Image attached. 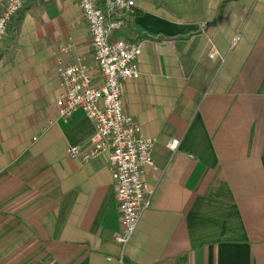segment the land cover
Segmentation results:
<instances>
[{
    "label": "crops",
    "instance_id": "0c3cea01",
    "mask_svg": "<svg viewBox=\"0 0 264 264\" xmlns=\"http://www.w3.org/2000/svg\"><path fill=\"white\" fill-rule=\"evenodd\" d=\"M115 17L111 38L141 44L120 90L155 140L150 205L122 248L107 158L69 154L93 124L57 112L58 59L102 81L78 1L25 0L0 46V264H264V3L135 0Z\"/></svg>",
    "mask_w": 264,
    "mask_h": 264
},
{
    "label": "built area",
    "instance_id": "2783aa9c",
    "mask_svg": "<svg viewBox=\"0 0 264 264\" xmlns=\"http://www.w3.org/2000/svg\"><path fill=\"white\" fill-rule=\"evenodd\" d=\"M81 15L87 25L93 58L101 77L95 84L87 67L81 62L63 66L57 60L56 74L60 94L56 100L60 118L81 110L93 124L92 147L79 156L73 146L69 154L86 162L105 157L116 188L122 231L115 241L124 248L133 236L143 212L149 207L154 187L143 179L144 170L152 164L155 140L143 137L138 123L124 114L120 86L138 77L136 59L141 54V44H131L111 35L120 27L119 18L112 14L131 15L135 0H77ZM25 0H6L0 14V46L7 36L13 17ZM264 3V0H255ZM238 36L235 42L238 41ZM177 140H169L167 148L175 152Z\"/></svg>",
    "mask_w": 264,
    "mask_h": 264
},
{
    "label": "trees",
    "instance_id": "16d2710c",
    "mask_svg": "<svg viewBox=\"0 0 264 264\" xmlns=\"http://www.w3.org/2000/svg\"><path fill=\"white\" fill-rule=\"evenodd\" d=\"M21 10V9H20ZM20 10H19V12L17 13V14H19L20 13ZM14 18V17H13ZM12 24H13V21H11V23L9 24V27H8V29H10V26L12 27Z\"/></svg>",
    "mask_w": 264,
    "mask_h": 264
},
{
    "label": "rangeland",
    "instance_id": "374dc122",
    "mask_svg": "<svg viewBox=\"0 0 264 264\" xmlns=\"http://www.w3.org/2000/svg\"><path fill=\"white\" fill-rule=\"evenodd\" d=\"M13 34H14V31L11 32V36H13Z\"/></svg>",
    "mask_w": 264,
    "mask_h": 264
}]
</instances>
